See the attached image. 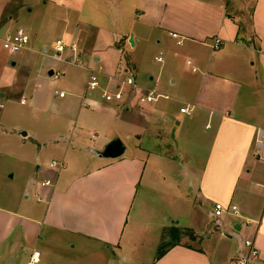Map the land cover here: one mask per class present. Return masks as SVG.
I'll use <instances>...</instances> for the list:
<instances>
[{"label":"crops","instance_id":"obj_1","mask_svg":"<svg viewBox=\"0 0 264 264\" xmlns=\"http://www.w3.org/2000/svg\"><path fill=\"white\" fill-rule=\"evenodd\" d=\"M117 4L125 12L130 9L126 32L101 35L88 24L89 44L86 30L70 36L75 53L68 49L65 57L73 61L75 54L77 61L68 65L84 68L87 79L96 73L100 88L88 95L87 80L83 88L62 90L65 97H58L63 111L74 115V135L39 146L60 154L63 167L50 169L54 158L44 166L33 163L24 181L23 205L0 204V264L4 258L15 264L19 255L29 258L32 251L42 262L52 246L64 244L86 255L64 264H114L117 257L126 264H238L247 239L258 250L253 264H264V0ZM151 33L165 58L157 72L142 80L135 54ZM216 37L221 45L213 50ZM120 57L139 89L133 93L124 86L121 101L105 102L101 92L113 89ZM147 90L162 97L141 103V92ZM169 100L182 106L177 110ZM184 107L191 113H180ZM86 125L92 137L101 131L102 141L83 144L78 130ZM122 137L131 145H125L121 157L97 155L109 141L123 142ZM46 180L51 184L43 185ZM215 203L234 205L239 213L216 219ZM187 208L189 225L181 226L179 215ZM198 214L218 226L216 234L206 235L205 248L182 243V238L164 240V232L199 227Z\"/></svg>","mask_w":264,"mask_h":264},{"label":"rangeland","instance_id":"obj_2","mask_svg":"<svg viewBox=\"0 0 264 264\" xmlns=\"http://www.w3.org/2000/svg\"><path fill=\"white\" fill-rule=\"evenodd\" d=\"M129 13L130 9L128 12L123 11L117 0H0V93H3V97H0V104L3 105L0 109L1 205L6 202L3 206L14 209L23 205L24 181L33 163L44 166L52 158L60 161V154L55 153L49 146L39 145H49L50 140L62 142L60 137L65 138L66 142V138L74 135V115L63 111L62 101L54 91L83 88L88 80L87 71L55 60L53 56L56 41L62 40L69 47L72 33L76 29L78 32L85 31L88 24L98 27L101 35L126 32L129 28ZM20 28L28 33V48L33 51L26 49L9 54L1 45L4 33L15 32ZM85 33L89 34L85 39V43L89 44L92 40L91 30H86ZM155 36L156 33L148 34L143 51L135 54L142 65V80L162 66L154 57L161 55L162 59L165 58L163 52L159 53ZM43 47L46 48L45 51ZM28 58L30 60L25 64ZM66 60L71 61L67 56ZM47 71L54 72V75L48 76ZM57 71L61 74L60 77H55ZM22 97L27 101L25 105L19 103ZM167 102L173 103L177 110L182 106L178 102ZM78 131H81V141L85 145L94 146L103 139L102 132L97 130L92 137L93 130L87 125ZM77 133L75 132V136ZM122 138L124 145L129 147L131 142ZM82 155L81 153L78 157ZM31 201L32 197L29 195L28 202ZM188 209L183 215H179L181 226L189 225L191 216ZM198 218L199 227L184 228L177 234L182 238V243L205 248L204 243L208 239L206 235L216 234L218 226L215 220L204 218L201 214H198ZM173 234L164 232V240L167 237L170 243L173 242ZM166 243L169 242H163ZM51 248L50 256L43 255L40 264L46 261L48 264H64L65 259L86 256L71 251L66 244ZM146 256L144 254L139 257L145 259ZM27 259L26 256L19 255L15 264H26ZM1 264H11V261L4 258ZM114 264L126 263L119 262L117 257Z\"/></svg>","mask_w":264,"mask_h":264},{"label":"built area","instance_id":"obj_3","mask_svg":"<svg viewBox=\"0 0 264 264\" xmlns=\"http://www.w3.org/2000/svg\"><path fill=\"white\" fill-rule=\"evenodd\" d=\"M170 36L176 40V44L179 46L182 44V41L179 39V36L175 33H171ZM30 43V37L28 33L20 28L17 29L15 32H9L7 33L4 38L1 41V45L4 50H6L9 54H16L22 50L27 49L28 45ZM221 40L219 38H214L211 44V47L213 50H216L220 47ZM70 49L75 53V46L70 45L67 47L65 43L62 40H57L55 43L54 51L55 55L53 58L57 60L58 62H64L67 64H74L77 61V56L74 54V60L73 61H67L66 57L64 58V54ZM155 60L157 62H161L162 58L161 55L159 57H156ZM189 67H191L192 72H196L197 69L192 66L191 61L186 62ZM54 75V72H53ZM61 74L57 71L55 73V77H60ZM116 82L113 85V89L111 90L109 87H106L101 92V97L105 102H109L110 100L119 102L123 98V87L127 86L129 89L135 93L139 89V85L135 81L134 76L132 73L127 72L126 68L124 67V58L120 57L118 62V69H117V75L114 79ZM100 88L99 84V78L98 75L94 72H92L89 76L88 82H87V93L88 95H92L96 90ZM54 94L57 95L59 98L65 97V93L63 91H54ZM162 97L160 94L156 93L153 90H147L141 92L139 101L141 103H152ZM26 99L24 97L21 98L20 104L25 105ZM86 105H89V103H85ZM3 108V105L0 104V109ZM192 111L189 107H184L180 109V113L182 114H190ZM63 167V163L60 161H51L49 163V168L52 170H58ZM51 180H46L43 182V185H50ZM238 208L234 205L231 206H224L221 203H215L213 206V212L212 215L214 218L219 219L225 214L230 215H238ZM250 221H247V224H249ZM244 246V252L240 253L237 256V263L238 264H253L254 260L258 258V250L255 246V243L252 239H247L243 242ZM26 264H40V253L38 251H32L29 255L28 261Z\"/></svg>","mask_w":264,"mask_h":264},{"label":"water","instance_id":"obj_4","mask_svg":"<svg viewBox=\"0 0 264 264\" xmlns=\"http://www.w3.org/2000/svg\"><path fill=\"white\" fill-rule=\"evenodd\" d=\"M128 42L131 46H133L134 43L132 40V36H130ZM52 74L53 72L50 71L49 75ZM124 152H125V145L123 144V142L120 139H114L109 141L105 146V148L102 151L98 152L97 155L105 159H117L121 157L124 154Z\"/></svg>","mask_w":264,"mask_h":264},{"label":"trees","instance_id":"obj_5","mask_svg":"<svg viewBox=\"0 0 264 264\" xmlns=\"http://www.w3.org/2000/svg\"><path fill=\"white\" fill-rule=\"evenodd\" d=\"M177 232L178 231H175V233L173 234V238H174L175 242H177V240H179V236H178ZM165 248H166V244H162L160 246V249L158 251L157 257H160L163 254V252L165 251Z\"/></svg>","mask_w":264,"mask_h":264}]
</instances>
